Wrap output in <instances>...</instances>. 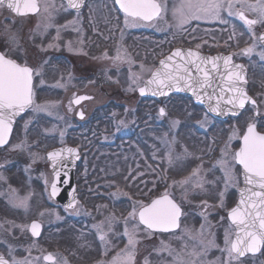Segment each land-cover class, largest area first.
Returning <instances> with one entry per match:
<instances>
[{"label": "rangeland", "instance_id": "obj_1", "mask_svg": "<svg viewBox=\"0 0 264 264\" xmlns=\"http://www.w3.org/2000/svg\"><path fill=\"white\" fill-rule=\"evenodd\" d=\"M39 1L40 10L25 16H15L0 6V43L9 45L10 54L34 67L33 76L41 91L35 105L20 117L13 141L0 154V162L10 159L7 156L21 160L13 169L21 183L18 190L17 186L3 184L0 178V207L8 213L0 216V249L4 250L0 251L21 264H46L43 255L51 251L69 264L56 250L64 245L70 254L72 248L84 253L85 258L98 254L106 257L93 264H112L114 257L128 251L125 220L130 230L138 223V218L131 220L129 213L140 203L145 204L139 195L150 198L158 191L171 194L179 202L183 208L181 225L175 232L157 234L140 224L133 264H145L146 259L148 264H177L178 259L182 264H229L223 251L225 236L232 240L235 229L227 211L239 186V166L233 154L250 124L258 123L259 130H264L261 46L248 45L253 49L250 54H256L249 62L253 68L251 92L260 103L256 116L255 106L248 105L240 116L223 125L185 97L144 101L141 129L135 137L126 138L134 125L132 109L140 103L137 90L159 56L169 52L175 43L182 44L185 34L199 39L198 46L214 47L215 35L239 36L240 25L234 29L222 15L227 28L209 20H192L178 27L173 13L181 0H158L163 6L161 15L150 23L137 21L135 26L131 20L126 25L125 16L118 14L111 0H89L82 13L72 11L63 0ZM45 5H50L47 11ZM118 51L128 59L115 60ZM81 94L91 98L75 105L74 99ZM110 102V109L101 111L98 120L81 127L95 107ZM78 111L86 115L78 118ZM27 124L32 126L28 133ZM70 140L83 146L85 152L86 147L93 146L79 167L84 198L91 204L88 210L80 204L74 211L63 209L49 193L53 175L45 152ZM221 158L232 168L231 181L226 182L217 163ZM25 198L26 204L17 206ZM92 210V218H86ZM69 215L84 216L75 223L68 219ZM30 218L44 220L48 230L39 241H21L19 249L20 239H13V231L27 232ZM62 218L68 222L61 234L57 223ZM102 223L106 243L100 241L95 227ZM262 261V257L247 256L233 259L231 264H263Z\"/></svg>", "mask_w": 264, "mask_h": 264}, {"label": "snow or ice", "instance_id": "obj_2", "mask_svg": "<svg viewBox=\"0 0 264 264\" xmlns=\"http://www.w3.org/2000/svg\"><path fill=\"white\" fill-rule=\"evenodd\" d=\"M115 3L119 5L125 15L126 25L129 20L133 26L140 20L151 21L159 17L163 10V6L158 0H115ZM5 4L20 15L36 13L40 10L37 0H0V5ZM67 4L72 9H79L81 0H67ZM237 4L257 14V19H249L243 11L234 10ZM49 6L45 5V11ZM51 6L54 7V5ZM225 10L229 17L235 16L242 21L249 32L257 23L264 24V0H255L254 3H250L249 0H181L173 15L177 26L183 28L192 20L227 23V20L222 16V12ZM57 38H59V33ZM259 40L264 41V35L260 36ZM252 50V48H248L245 52L250 53ZM261 55L264 57V53ZM114 59L122 61L128 58L126 55L122 56L118 51ZM219 61H223V74L220 71ZM231 62V56L206 57L196 51L178 49L160 62L161 68L152 73V77L147 83L153 86V95H167L173 90H188L200 102H205V98H207L209 111L212 112L221 111V103L231 105L232 109L237 110L243 109L248 103L255 106L256 101L249 97L245 88L241 86V82L244 81V77L241 75L242 66L232 65ZM230 66L232 70H230ZM33 74V68L17 63L16 60L0 53V145L7 142L12 131L13 117L33 103ZM217 79L226 81V83L223 86H217ZM209 90L215 95L214 106L212 104L213 95L208 94ZM140 91L141 94H144L145 89L141 88ZM79 99L76 101L77 103ZM164 114V109L161 108L160 115ZM82 115L83 113H81ZM176 123L174 121L173 126ZM74 151L73 149H61L49 153L53 167L55 168L57 159L65 152L72 154ZM233 161L242 166L244 182L247 187L241 192L238 206L230 212V218L236 225L237 232L235 239L230 240L227 234L225 236L226 248L223 251L227 253L229 264L233 259L238 260L247 253L255 254L264 248V133L256 131L255 123L248 126L247 133L243 136V146L233 154ZM217 163L223 169L226 182L231 181L234 177L229 162L221 158ZM58 175L59 173H57ZM197 186L200 185L197 184ZM57 191L56 184L53 183L51 194L55 196ZM25 204L26 198L20 200L17 206ZM73 206L72 203L68 205V207ZM180 215L181 208L170 199L168 193L152 200L149 204L140 203L138 207H133L129 218L131 220L138 218V223L134 224L130 230L128 220H125L124 235L128 238V251L124 256L114 257L112 264H133L134 249L137 243L135 235L140 224L144 225L146 230L168 232L179 227ZM95 227L100 241L106 243L107 233L103 230V223ZM40 228L39 223L33 222L30 225L32 235L39 236ZM11 253L12 249L9 247V254L11 255ZM43 260L48 264H64L62 260L51 253L45 255ZM0 264H21V262L14 258L9 261L0 254ZM145 264H148L147 259ZM177 264H182V261L178 259Z\"/></svg>", "mask_w": 264, "mask_h": 264}, {"label": "flooded vegetation", "instance_id": "obj_3", "mask_svg": "<svg viewBox=\"0 0 264 264\" xmlns=\"http://www.w3.org/2000/svg\"><path fill=\"white\" fill-rule=\"evenodd\" d=\"M249 2L250 3H254L255 2V0H249ZM0 6H2V7H4V8H6L8 11H10L12 14H14L13 13V11L12 10H10L6 5H0ZM234 10H238V11H243L244 12V14L249 18V19H257V14H255V13H253V12H251V11H249V10H247L246 8H244V7H241L239 4H237L236 5V8L234 9ZM15 15V14H14ZM222 15H225L226 16V18H227V20L228 21H230V23L233 25V27H234V29H235V25H240L239 26V29H238V32L239 31H241L240 32V35L239 36H237V35H235V33H232V34H230V35H227L228 36V38H226V37H224L223 35V37H218V36H216L215 35V37H216V45L214 46V47H209V46H206V47H201V46H199V47H197L198 45H196V43H197V40H199V39H196V38H193V37H187V34H185L186 36H185V38H184V42L181 44H177V43H175V46L174 47H172L171 49H170V51L173 49V48H175L176 46H183V47H186V48H191V49H195V50H199L200 52H202V53H207V54H210V55H214V54H218V53H224L225 55H231L232 56V59L235 61V62H243L246 66H247V68H248V73H249V76H250V84H249V92L253 95V93L251 92V86H252V84H253V82H252V80H251V75L253 74V68H252V66L250 65V63L249 62H251V61H253L254 60V58H255V56H256V54H250V53H246L245 52V50L246 49H248V45L250 44V43H255V44H258L259 46H261V48H262V50L264 51V45L261 43V41L259 40V37L261 36V34H262V32L264 31V24H261V23H257L256 25H254L253 27H252V30H251V32H249L248 30H247V27L246 26H244L243 25V23H242V21H240L237 17H235V16H232V17H229L228 15H227V10H225V11H223L222 12ZM15 16H17V15H15ZM218 24H219V27H221V28H227L226 27V25L224 24V23H221V22H217ZM221 28H219V29H221ZM241 28V29H240ZM246 31H244L243 29ZM253 30H255V33H254V35H253ZM247 39V40H246ZM8 46L9 45H6L5 46V44H1L0 43V50L8 57V58H11V59H13V60H16V62H18V63H20V64H25V63H23L22 62V59H21V57H18V56H15V55H13V54H10L8 51H7V48H8ZM169 51V52H170ZM63 53V52H62ZM168 53V52H167ZM64 54V53H63ZM63 56H65V55H63ZM61 58V57H60ZM69 62L71 63V64H73L74 63V61L73 60H71L70 58H69ZM26 65H28V66H31V65H29V64H26ZM32 67V66H31ZM33 69H34V67H32ZM34 72H35V69H34ZM100 77V80H101V75H99ZM36 83H37V80H36V77L34 76V88H33V94H34V99H33V106L35 105V102L37 101L36 99H37V95L38 94H40L41 93V91H40V89H39V87H38V85L36 86ZM104 86V84H103V81L101 80L100 81V87L102 88ZM254 96V95H253ZM177 97H185L186 99H189L190 100V102L194 105V107H196V108H199V109H201L202 111H204V108L202 107V106H200L199 104H197V103H195V101L193 100V98L191 97V96H183V95H176V94H172V95H170V96H168L167 98H163V99H158V100H166V99H171V98H177ZM255 97V96H254ZM255 99L257 100V98L255 97ZM257 102H258V104H260L259 103V101L257 100ZM76 105V104H75ZM250 105V104H249ZM32 106V107H33ZM248 106V105H247ZM246 106V107H247ZM96 108V107H95ZM94 110V109H93ZM81 111V110H80ZM80 111H78V113H77V117L78 118H81V116H80ZM92 113V112H91ZM83 115H86V114H84L83 113ZM264 116V115H263ZM87 118H89V116L87 117V116H85V119H84V121H86V119ZM259 118H260V116H259ZM261 120H263V119H261ZM22 121V119H18L17 120V122H16V124H15V127H14V130H13V133H12V135H11V138H10V140H9V142L6 144V145H4V146H1L0 147V154L2 155L3 153H4V150L9 146V144L13 141V138L15 137V134H16V131H17V129H18V127H19V124H20V122ZM32 126H29V124H27L26 125V128H25V131L28 133V131H29V129L31 128ZM74 128H71V131L73 130ZM78 129H79V127H78ZM263 132H264V130H262ZM70 136V132L68 133V136L67 137H69ZM67 144H71V145H76L77 146V143L76 142H71V140L67 143ZM66 144V145H67ZM54 148V147H53ZM47 152H48V150H46V152H45V154H46V156H47ZM23 154H25V153H23ZM7 157H9L10 159H8V160H6V161H1L0 162V169H3V175H0L1 177V182L4 184H8V185H12L13 187H16L17 186V190H18V184L20 185L21 183H19L20 181H19V179H17L18 177H16V176H14V171H13V169H14V167L16 166V164L18 165V164H20L21 163V160H12V157L11 156H7ZM86 157V156H85ZM85 157L83 158V160H82V162L77 166V173H76V177H77V179H78V176H79V167L83 164V162H84V159H85ZM18 158H21V156H18ZM47 159H48V157H47ZM48 161H49V159H48ZM238 165V164H237ZM239 166V165H238ZM49 167H50V161H49ZM15 173H16V171H15ZM52 173V172H51ZM239 186L237 187V189H236V192H235V199L233 200L234 201V203H231L230 204V206H232V205H234L235 203H236V201H237V198H238V190H239V188H240V186H241V184H242V177H241V168H240V166H239ZM18 174V173H17ZM18 175H20V174H18ZM53 177V176H52ZM52 181H53V178H52ZM52 181H51V183H52ZM78 181V180H77ZM51 183H50V185H49V193H50V186H51ZM80 183L79 182H77V190H78V192H79V200H78V202H77V204H80L81 205V207H82V209H84V210H88L89 208H90V202H89V200L85 197H81V194H80V189H82L83 190V188H82V186H81V184L79 185ZM81 187V188H80ZM103 189V188H102ZM46 190V189H45ZM47 193V192H46ZM2 195H0V197H1ZM50 196H51V194H50ZM51 198L60 206V207H62L63 209H66V210H68V211H70V210H75L76 209V207H77V204L75 205V207H73V208H67V207H65L64 205H62L61 203H59L58 201H56L52 196H51ZM139 198L140 199H143L142 198V195H139ZM46 199V202L45 203H47L48 201H49V199L46 197L45 198ZM47 205H49V203H47ZM7 210V209H6ZM6 210L5 209H3V208H1L0 207V216H6V214H8V213H5L6 212ZM92 215H93V210H92V212L90 213V217H86V218H92ZM84 216V215H83ZM83 216H81V215H79V216H74V215H69L68 216V219H70V220H73V221H75V223L76 222H78ZM68 219H61L60 221H58V223H57V227H59V228H61V230H59L58 231V233H63V232H65L64 231V228H63V225H64V223L65 222H68L67 220ZM33 221H37V222H39L41 225H42V228H41V232H40V235L39 236H33L32 235V233H31V230H30V225L32 224V222ZM28 230V231H27ZM27 232H22V233H20V232H18V231H16V230H14L13 232H14V234H15V236L14 235H12V237H13V239L14 240H16L17 238H19L20 240H18V241H20L19 242V249L21 248L20 246H21V241H23V242H25L26 240H27V243H29V242H31L32 241V239L34 240V241H39V240H41L45 235H46V232H47V230H48V226H47V224H46V222L44 221V220H40V219H38V218H36V219H34V218H30V221H29V224H28V228H27ZM70 231V230H69ZM154 233H157V234H160L161 232H154ZM1 242V241H0ZM122 243H121V245H124L125 246V242L124 241H121ZM1 244V243H0ZM120 245V246H121ZM0 248H1V246H0ZM56 248V247H55ZM118 248V247H117ZM1 251H4V250H2V249H0ZM56 250H58V251H61V257L62 258H64V259H66L67 261L66 262H69V264H93V262H96V261H98V260H103L104 258H106V257H103V256H101V254H98V255H90L89 257H87V258H85L83 255H84V253H82V252H78V253H76L75 251H74V249H70V250H72V252H73V254H70L69 252H68V250H67V248L64 246V245H61V247H59L58 248V246H57V248H56ZM0 251V254H2L3 256H5L9 261H11L12 260V258H10L9 256H8V254H4V252H1ZM50 253H52L51 251H49ZM49 252H45L44 253V255H43V257L46 255V254H48ZM93 252V251H92ZM91 252V253H92ZM76 254V255H75ZM56 256V255H55ZM57 257V256H56ZM86 260V261H85ZM46 264H48V262H46V261H44Z\"/></svg>", "mask_w": 264, "mask_h": 264}, {"label": "water", "instance_id": "obj_4", "mask_svg": "<svg viewBox=\"0 0 264 264\" xmlns=\"http://www.w3.org/2000/svg\"><path fill=\"white\" fill-rule=\"evenodd\" d=\"M66 3H67V0H64ZM87 0H81V6L79 9H72L74 11H80L85 3H86ZM38 2V5H39V1L37 0ZM68 5V4H67ZM117 5V4H116ZM118 8H119V5H117ZM39 9H40V6H39ZM120 9V8H119ZM122 11V10H121ZM14 12V11H13ZM123 12V11H122ZM15 13V12H14ZM37 13V12H36ZM36 13H28V14H36ZM16 15L20 16V14H17L15 13ZM28 14H25V15H28ZM156 18H154L153 20H155ZM153 20L151 21H145V22H152ZM264 35V32L261 34V36ZM262 44L264 45V41H261ZM192 50V51H196V52H199L201 55L203 56H206V57H218V56H222V57H227V56H231V55H225L223 53H219V54H214V55H210V54H207V53H202L200 52L199 50H195V49H190V48H185V47H176L174 48L169 54H167L166 56H164L163 58H161L158 62V66L154 69L153 72L159 70L161 68V64L160 62L162 60H165L168 56L172 55L176 50ZM2 53V52H0ZM232 57V56H231ZM220 64V71L221 73L223 74L224 73V68H223V61H219L218 62ZM232 65H239V66H242V73L241 75L244 77V81L241 82V86L245 88V90L247 91V88H248V79H247V69L245 67V65L241 62H235L233 59H232ZM30 67V66H29ZM230 70L231 69V66H230ZM238 70V69H237ZM152 72V73H153ZM152 73L151 75L145 80V82L143 83L142 86H140L137 90L138 94L142 97H146V98H162V97H166V96H169L170 94H182V95H186V96H191L193 98V100L195 101V103L199 104L200 106H202L203 108L206 109V111L211 115L213 116L214 118L218 119V120H227L229 119L230 117H236L238 116L242 111L243 109H232V106L231 105H227V104H224V103H221V111L219 112H212V111H209V106H208V102H207V98H205V102H200L196 96H194L192 94V92L188 91V90H183V91H177V90H173L171 92H169L167 95H160V94H156V95H153L152 94V88L153 86L151 85H148V81L151 79L152 77ZM226 83V81H220L219 79H217L216 81V85L217 86H223L224 84ZM141 88H144L145 91H144V94H141V91L140 89ZM32 90H33V83H32ZM218 90V89H217ZM208 94L209 95H213V100H212V104L213 106L215 105L216 103V99H215V95L212 93L211 90L208 91ZM248 96L251 97L252 99H254L248 92H247ZM84 98V99H79V98ZM91 96L90 95H87V94H81V95H78L75 99H74V102L76 105L80 104L81 102L85 101V100H88L90 99ZM79 99V102L77 103L76 101ZM255 100V99H254ZM33 104V103H32ZM32 104L28 107H26L24 109V111L18 113L17 115H15L13 117V123H12V131H13V128H14V125L17 121V119L22 116L24 113H26L32 106ZM247 105V104H246ZM245 105V106H246ZM256 106H257V102H256ZM231 109V110H230ZM256 115L258 114V110L256 111L255 113ZM80 116H81V113H80ZM84 115H82L81 117H83ZM248 129V127H247ZM247 129L244 133V135L247 133ZM11 131V133H12ZM256 131H258L257 129V126H256ZM11 133L7 139V142L9 141V138L11 136ZM262 133V132H260ZM243 135V136H244ZM243 136L241 138V146L240 148L243 146ZM7 142L3 145H0V146H4L7 144ZM240 148L237 150V152L240 150ZM61 149H73L75 150L74 153L72 154H69L67 152H65L61 157H59L57 159V162H56V166L55 168L53 167V161L49 158V153L51 152H54V151H58V150H61ZM47 157L50 161V169H51V172H52V175H53V181L51 183V186H50V194L52 193V184L55 183L56 184V187L58 189L57 191V194L55 196H53L51 194V196L56 200L58 201L59 203H61L62 205H64L65 207L67 208H73L75 207V205L77 204V200H78V194H77V189H76V169H77V165L78 163L80 162L81 160V153L79 151V149L75 146H71V145H66V146H59V147H55L51 150H49L47 152ZM241 166V165H240ZM241 169H242V181H243V184L242 186L240 187L239 189V196H238V199H237V202L236 204L229 210L228 212V219L230 220V222L233 224L231 218H230V212L233 208L237 207L239 202H240V199H241V192L245 190V188L247 187L245 182H244V174H243V168L241 166ZM57 173H59V175L57 176ZM164 195V194H163ZM163 195H160V196H157L155 197L154 199H158L160 197H162ZM170 199H172L173 201H175V203L181 208V215L179 217V221H178V224H179V227H180V224H181V217L183 215V208L180 206V204L170 195L168 194ZM153 199V200H154ZM72 203L74 206L73 207H68V205ZM151 203V201L149 202ZM148 203V204H149ZM33 222H37V221H33ZM32 222V223H33ZM39 223V222H37ZM40 224V223H39ZM41 225V224H40ZM235 228H236V232H237V227L236 225H234ZM179 227L177 228H174L172 229L171 231H168V232H173V231H176L179 229ZM41 228H42V225H41ZM41 228H40V232H41ZM152 231H155V232H162V231H159V230H152ZM235 232V234H236ZM235 234L233 236V239H235ZM262 250V249H261ZM261 250L259 252H256L255 254L253 253H247L246 255H244L243 257H246L247 255H257L261 252ZM49 254V253H48ZM52 254V253H51ZM47 255V254H46ZM7 259V258H6Z\"/></svg>", "mask_w": 264, "mask_h": 264}, {"label": "trees", "instance_id": "obj_5", "mask_svg": "<svg viewBox=\"0 0 264 264\" xmlns=\"http://www.w3.org/2000/svg\"><path fill=\"white\" fill-rule=\"evenodd\" d=\"M105 46V45H104ZM97 49H98V47H97ZM144 101H151V100H147V99H141L140 100V103H138L133 109H132V116L134 117V125H133V127H132V130H131V133L129 134V136H126V138L128 137V138H133V137H135L136 136V134L138 133V130H140L141 129V126H142V123H141V116H142V106H143V103H144ZM111 103L112 102H110V103H107V104H105V105H102V106H100V107H97L95 110H94V112L92 113V115L86 120V121H83V122H81L80 123V125H81V127L82 126H88V125H90L91 123H93L94 121H96V120H98V117H99V115H100V112L101 111H108L109 109H110V107H111ZM122 108V107H121ZM117 137V136H116ZM120 136L117 138V142L120 140ZM139 140H140V138H138ZM80 142H82V140L80 141ZM116 142V143H117ZM115 143V144H116ZM77 144H79V143H77ZM83 144V143H82ZM114 144V145H115ZM140 146H142L141 144H140ZM81 148L83 149V146H81ZM143 149H145L144 147H142ZM85 149V148H84ZM83 149V150H84ZM91 150H93V146H89L88 148L86 147V153H88L89 154V152L91 151ZM146 150V149H145ZM85 151V150H84ZM79 173H80V170H79ZM78 182L81 184V175L79 174V176H78ZM79 184V185H80ZM81 188V187H80ZM160 192H156V194H159ZM80 194H81V197H84V192H83V190L82 189H80ZM133 197H137V195H134L133 194ZM144 200L146 201L147 200V198L145 199V197H144ZM263 256H264V252H263Z\"/></svg>", "mask_w": 264, "mask_h": 264}]
</instances>
